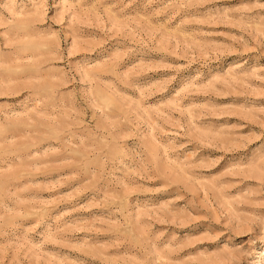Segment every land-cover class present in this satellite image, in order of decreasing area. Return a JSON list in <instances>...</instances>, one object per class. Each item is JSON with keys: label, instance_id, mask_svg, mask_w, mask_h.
I'll list each match as a JSON object with an SVG mask.
<instances>
[{"label": "rangeland", "instance_id": "1", "mask_svg": "<svg viewBox=\"0 0 264 264\" xmlns=\"http://www.w3.org/2000/svg\"><path fill=\"white\" fill-rule=\"evenodd\" d=\"M0 264H264V0H0Z\"/></svg>", "mask_w": 264, "mask_h": 264}]
</instances>
